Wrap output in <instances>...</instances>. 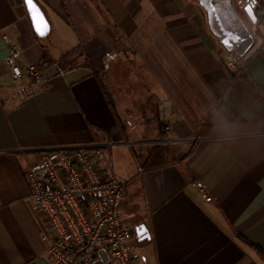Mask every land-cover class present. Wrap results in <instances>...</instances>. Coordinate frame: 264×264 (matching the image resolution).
I'll use <instances>...</instances> for the list:
<instances>
[{
    "label": "crops",
    "instance_id": "crops-1",
    "mask_svg": "<svg viewBox=\"0 0 264 264\" xmlns=\"http://www.w3.org/2000/svg\"><path fill=\"white\" fill-rule=\"evenodd\" d=\"M36 1L60 59L24 0H0V264H54L26 171L42 150L98 146L127 184L125 215L147 230L138 254L148 264H264L243 241L264 252V24L230 70L197 0ZM5 36L22 67L69 53L74 67L46 72L19 100Z\"/></svg>",
    "mask_w": 264,
    "mask_h": 264
},
{
    "label": "built area",
    "instance_id": "built-area-1",
    "mask_svg": "<svg viewBox=\"0 0 264 264\" xmlns=\"http://www.w3.org/2000/svg\"><path fill=\"white\" fill-rule=\"evenodd\" d=\"M259 7L264 12V0ZM4 42L8 46L6 64L19 89L16 97L27 100V84L43 80L46 71L37 64L22 67L17 46L7 36ZM242 60L227 52L224 63L230 70H239ZM172 107L169 99L159 103L158 115L166 130L170 129ZM26 184L47 227L43 241L52 263L148 264L135 249L134 226L124 213L127 184L117 177L111 156L102 147L42 150L37 163L26 171Z\"/></svg>",
    "mask_w": 264,
    "mask_h": 264
},
{
    "label": "water",
    "instance_id": "water-1",
    "mask_svg": "<svg viewBox=\"0 0 264 264\" xmlns=\"http://www.w3.org/2000/svg\"><path fill=\"white\" fill-rule=\"evenodd\" d=\"M24 1L35 33L39 38L48 37L51 33V24L41 6L36 0L31 6L27 0ZM197 1L207 14L210 32L219 41L222 48L228 53L245 59L255 48L257 36L236 9L233 0ZM245 13L252 24L257 25L258 18L255 13V5L248 4L245 7ZM134 233L141 242L147 240L145 226L134 227Z\"/></svg>",
    "mask_w": 264,
    "mask_h": 264
},
{
    "label": "trees",
    "instance_id": "trees-1",
    "mask_svg": "<svg viewBox=\"0 0 264 264\" xmlns=\"http://www.w3.org/2000/svg\"><path fill=\"white\" fill-rule=\"evenodd\" d=\"M254 2H255L254 3L255 4V13H256V16L258 18L257 25L254 26V33L256 34L257 37L262 38L263 36L261 34L260 28L262 25L263 17L260 15V7H259L260 0H254ZM239 5L241 8L244 7L241 2L239 3ZM235 7L239 11V7H237L236 5H235ZM70 55L71 54L69 53L67 56H65L60 61H54L53 59H51L50 57L47 56V57L43 58L41 61L37 62L38 68L41 71H46V72H48V74H51V75H55L57 72H58L57 74H59V73L62 74V73L66 72V71H68L74 67V65L69 64L68 59H69ZM85 67L94 71L92 63L90 62V60H87V64H85ZM102 87H103V91L105 92V95L108 97L109 96L108 90L106 89V87L103 84H102ZM108 101H109V104L111 105V107L114 108V101H113L112 96L109 97ZM158 124H159L160 131L163 133V136L160 139H161V141H163L166 139L167 132H166L164 125L161 122V120L158 121ZM157 148L159 150H161V152H163V153H166L168 150L167 147H164V146H158ZM155 157H157V156H155ZM243 241L245 244L249 245L255 252H257L259 254V256L261 257V259L264 261V252L262 249H260L259 247L249 243L245 239H243Z\"/></svg>",
    "mask_w": 264,
    "mask_h": 264
},
{
    "label": "rangeland",
    "instance_id": "rangeland-1",
    "mask_svg": "<svg viewBox=\"0 0 264 264\" xmlns=\"http://www.w3.org/2000/svg\"><path fill=\"white\" fill-rule=\"evenodd\" d=\"M242 3V5L245 7L246 6V0H233V3H234V5L236 4V3ZM243 7V8H244ZM242 8V10L240 11V14L243 16V18L245 19V21L247 22V24L251 27V29L253 30V32H254V25L252 24V22L248 19V17H247V15L244 13V11L243 10H245V9H243ZM260 15L263 17V19H264V12H260ZM54 36L53 35H50L49 37H46V38H44V40H45V43L44 44H46L47 46H49L50 47V50H51V52H52V57H53V59H60L61 57H62V55H61V53H60V49H59V47H57L56 45H59V44H54L53 43V45L52 46H50V41L51 40H54ZM14 85V84H13ZM12 85V87H13V89H14V91L16 90L17 91V89H18V86L17 85H14L13 86ZM107 152H108V150H106Z\"/></svg>",
    "mask_w": 264,
    "mask_h": 264
},
{
    "label": "flooded vegetation",
    "instance_id": "flooded-vegetation-1",
    "mask_svg": "<svg viewBox=\"0 0 264 264\" xmlns=\"http://www.w3.org/2000/svg\"><path fill=\"white\" fill-rule=\"evenodd\" d=\"M254 4L255 2H254V0H246V6L248 5V4ZM237 7H239V11H241L242 10V8L240 7V5H239V3H236L235 4ZM255 5V4H254ZM245 6V7H246ZM245 7L243 8V9H245ZM244 11V13H245V10H243ZM246 14V13H245ZM133 242H134V245H135V249H136V251L137 252H139L140 250H141V241L137 238V236H136V234L134 233L133 234Z\"/></svg>",
    "mask_w": 264,
    "mask_h": 264
},
{
    "label": "snow or ice",
    "instance_id": "snow-or-ice-1",
    "mask_svg": "<svg viewBox=\"0 0 264 264\" xmlns=\"http://www.w3.org/2000/svg\"><path fill=\"white\" fill-rule=\"evenodd\" d=\"M27 3L31 6L34 3V0H27Z\"/></svg>",
    "mask_w": 264,
    "mask_h": 264
}]
</instances>
